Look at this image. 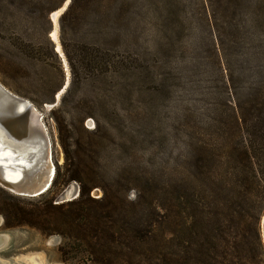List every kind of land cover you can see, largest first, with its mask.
<instances>
[{
	"label": "rangeland",
	"instance_id": "374dc122",
	"mask_svg": "<svg viewBox=\"0 0 264 264\" xmlns=\"http://www.w3.org/2000/svg\"><path fill=\"white\" fill-rule=\"evenodd\" d=\"M180 1L80 0L92 12L102 5L106 27L120 31L116 74L105 75L103 64L94 56L89 58L92 74L87 68L85 71L81 62L91 52L82 50L76 52L78 76L70 92L71 69L65 55L63 59L59 53L61 72L51 61L44 70L26 61L29 77L12 75L0 66V83L32 102L43 114L52 143L55 178L65 171L66 146L71 168L81 163L83 170L95 173L103 182L132 189V200L135 191L155 193L156 204L174 207L171 220L179 224L168 228L173 233L171 249L183 252L191 246V237L199 234L187 233L180 226L199 221V141L205 133L234 134L235 100L249 103L254 99L253 84L258 82L255 72L264 64L260 58L253 60L246 55L247 65L240 54V58L235 54L230 63L233 90L231 77L222 71L224 65L215 67L212 73L199 74V57L186 55L189 49H197L198 37L192 39L191 46L180 41L172 46L170 42L171 31L179 25L174 11ZM143 4H149L152 10L146 33L142 31ZM243 6L246 23L241 22V26L248 28L253 20L256 28L245 51L264 55V0H244ZM93 19L88 15L76 38L72 35L73 18L68 20V38L73 44L83 47L95 42L89 33L95 29ZM229 23L230 19L220 17L224 38L235 53L233 37L228 36L232 30ZM0 47L8 44L0 40ZM88 73L91 76L86 79ZM73 183L79 187L77 182L52 185L45 196L54 197V204H60L58 196ZM101 195L98 188L92 191L94 197ZM0 234L8 235L5 247L0 249V264H66L61 261L59 236L45 237L29 227L5 229L3 224ZM262 243L264 246L263 237Z\"/></svg>",
	"mask_w": 264,
	"mask_h": 264
},
{
	"label": "trees",
	"instance_id": "16d2710c",
	"mask_svg": "<svg viewBox=\"0 0 264 264\" xmlns=\"http://www.w3.org/2000/svg\"><path fill=\"white\" fill-rule=\"evenodd\" d=\"M66 1L0 0V40L8 44L0 47L3 69L12 75L29 77L31 70L26 61L39 64L41 70L49 67L51 61L62 71L56 44L50 37L53 30L50 16ZM188 1L181 0L174 11L179 25L171 31L172 46L179 45V41L191 46L192 39L198 37L197 49H189L186 55L199 57V74L212 73L215 67L224 65L222 71L231 77L233 90L230 63L234 56L240 54L247 65L250 64L244 60L247 56L253 60L260 58L264 64V55L245 51L256 33L255 21L251 20L248 28L241 26L245 22L244 0ZM148 7L149 4L141 6L144 33L150 28L148 15L152 10ZM104 13L102 5L92 12L86 3L70 0L60 16V43L71 69L68 92L78 76L75 58L78 51L91 52L81 62L85 71L87 68L90 73V68L93 69L90 59L94 56L103 64L105 75L116 74L120 31L106 27ZM88 15L94 16L95 29L89 33L95 42L79 47L68 38L67 23L73 18L72 35L76 38ZM262 15L264 21V9ZM220 17L230 19L232 30L228 36L233 37L235 53L224 38ZM243 71L247 72L246 67ZM89 73L86 79L92 74ZM255 76L258 82L253 84L254 99L249 103L235 100L234 134L205 133L199 141V221L180 224L187 233L199 234L191 237V246L185 251L171 249L173 233L168 228L179 224L171 220L174 207L156 204L157 195L152 192L135 191L132 200V189L103 182L100 176L83 170L81 163L71 168L66 146L65 171L56 176L53 186L77 182L79 196L54 204V197L44 194L37 199H23L0 186L3 227H29L45 237L59 236V253L66 264H264L260 231L264 214V66ZM96 188L102 192L100 197L92 196Z\"/></svg>",
	"mask_w": 264,
	"mask_h": 264
},
{
	"label": "water",
	"instance_id": "95a60500",
	"mask_svg": "<svg viewBox=\"0 0 264 264\" xmlns=\"http://www.w3.org/2000/svg\"><path fill=\"white\" fill-rule=\"evenodd\" d=\"M69 3L70 0H67V2H65L63 7L60 8L61 12L59 17L66 11L67 7L69 6ZM50 18L53 22V30L58 28L57 30L59 34L58 20L55 24L53 13L51 14ZM56 25L58 27H56ZM51 39L56 44L57 53H59L60 56L64 59V53L62 51L59 36H58V42L60 44V51H58L57 49L56 41H54L52 37ZM67 86L68 83L65 84L64 89H66ZM0 97L4 98V100L7 102L6 105L0 106V123L2 124V127L4 128L6 133L10 137L17 140L18 142H25L34 137L40 139L44 145V160L45 162L49 160L52 164V160H53L52 143L48 130L42 121L43 114L38 111V109L35 107V105L32 102L14 94L2 83H0ZM19 106H23V111L21 112L16 111V108ZM33 117L39 120V124L33 123ZM17 166L19 165L17 164ZM36 173H38V171L36 172L35 170H31L29 172L24 171L22 178L16 182H6L0 176V186L18 197H24V198L40 197L51 189L55 175L52 181L42 183L37 179L35 180ZM72 186H74L75 188L74 194L71 199H67L68 191ZM79 193H80L79 187L77 186V184L73 183L69 185L58 196L57 203H64L74 200L79 196ZM2 224H3V219L0 218V226ZM261 232L264 241V215L261 220ZM7 241H8V235L0 234V249H3L5 247Z\"/></svg>",
	"mask_w": 264,
	"mask_h": 264
},
{
	"label": "bare ground",
	"instance_id": "6f19581e",
	"mask_svg": "<svg viewBox=\"0 0 264 264\" xmlns=\"http://www.w3.org/2000/svg\"><path fill=\"white\" fill-rule=\"evenodd\" d=\"M60 12L61 9L53 13L55 24L59 18ZM56 27L58 26L56 25ZM57 29L52 31L51 37L54 41H56L57 49L60 51ZM60 95L61 94H59L57 97L59 98ZM6 103L7 102L4 100V98L0 97V106H4ZM16 111H23V106L17 107ZM33 123L39 124V120L33 117ZM0 148H2L3 156L6 158L3 161H0V176L4 181H19L22 178L24 171L29 172L31 170H35V172L38 171V173L35 175V180L37 179L42 183L53 180L55 175V166L53 164V160L52 164L49 160L45 162L44 145L40 139L34 137L25 142H18L6 133L2 127V124L0 123ZM17 164L19 166H17ZM74 190L75 188L72 186L68 191L67 199L72 198Z\"/></svg>",
	"mask_w": 264,
	"mask_h": 264
},
{
	"label": "snow or ice",
	"instance_id": "6c2138e0",
	"mask_svg": "<svg viewBox=\"0 0 264 264\" xmlns=\"http://www.w3.org/2000/svg\"><path fill=\"white\" fill-rule=\"evenodd\" d=\"M4 159H6V158L3 156L2 148H0V161H3Z\"/></svg>",
	"mask_w": 264,
	"mask_h": 264
}]
</instances>
